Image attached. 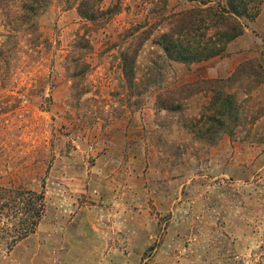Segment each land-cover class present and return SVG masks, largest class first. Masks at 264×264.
Returning <instances> with one entry per match:
<instances>
[{
	"label": "rangeland",
	"instance_id": "1",
	"mask_svg": "<svg viewBox=\"0 0 264 264\" xmlns=\"http://www.w3.org/2000/svg\"><path fill=\"white\" fill-rule=\"evenodd\" d=\"M206 2L226 5L123 0L122 12L87 32L91 51L77 52L72 43L86 33L77 0H51L36 35L19 0H0V186L44 192L47 203L44 234L0 246V264L88 263L84 245L63 236H82L62 229L79 222L98 224L85 235L104 241L89 249L110 254L109 264H264V78L251 71L225 87L243 107L236 139L204 145L178 123L199 117L212 92L184 100L182 115L157 112L162 91L227 78L246 61L264 68V0L223 54L190 65L166 59L155 41L170 15ZM139 41L132 93L120 55ZM74 61L86 69L77 79Z\"/></svg>",
	"mask_w": 264,
	"mask_h": 264
},
{
	"label": "trees",
	"instance_id": "2",
	"mask_svg": "<svg viewBox=\"0 0 264 264\" xmlns=\"http://www.w3.org/2000/svg\"><path fill=\"white\" fill-rule=\"evenodd\" d=\"M105 1L77 0L76 10L86 33L78 34L73 41L72 47L75 51L90 52L92 45L87 38V32L103 27L124 8L123 0H111L107 6ZM254 1L226 0L225 6L207 5L206 2L202 3L206 4L205 7L173 13L168 18L170 29L161 33L155 43L166 59L187 65L219 56L231 42L244 34L246 25L243 19L254 20L258 16L259 6L255 5ZM19 2L26 31L36 35L39 31L38 16L49 6L51 0ZM211 29L215 31L210 33ZM145 33L146 31L140 32L138 39L141 36L148 38L150 30ZM140 45L141 41L135 44V47L131 44L124 48L120 55L124 77L132 93L136 88V58ZM74 64V78L83 76L86 73L84 65L78 61H74ZM251 71L254 73L249 75L255 74V78H264L261 62L246 61L227 78H202L162 91L158 97V103L161 105L157 112L166 111L182 115L185 110L184 100L203 92H212L213 95L199 117L182 115L178 123L193 140L204 145L217 144L223 134L236 139V129L243 124V107L234 93L225 92V87L235 83L241 74L245 75ZM46 208L44 192L0 186V246H5L8 251L12 250L20 241L34 233L45 215Z\"/></svg>",
	"mask_w": 264,
	"mask_h": 264
},
{
	"label": "crops",
	"instance_id": "3",
	"mask_svg": "<svg viewBox=\"0 0 264 264\" xmlns=\"http://www.w3.org/2000/svg\"><path fill=\"white\" fill-rule=\"evenodd\" d=\"M41 224V223H40ZM38 225V227H40L41 225ZM97 225L98 224H93L92 222H88V223H85V222H79V223H77V224H73V223H70V224H67L66 225V227L65 228H62V229H64V231H67V229H69L70 227H71V230H69V231H74V232H76L77 234H82V236H79V235H75V236H73L72 234V237L70 236L69 238V240L67 239L68 237V235L67 234H69L68 233V231L66 232V234H65V232H64V237H65V239H66V242H68V241H72L73 240V242L75 243L74 245L75 246H77V244L78 243H80V244H82V245H84V248H82V254L80 255V258H81V261H89V262H91V261H99V263H101V264H109V263H111L112 262V256H110V254H103V253H101L100 255H99V257L97 258L96 257V254H95V251H91L90 249H89V247H90V245H92V243H93V245H94V243H98V244H101V245H103L104 244V241H100V240H97V241H89V238L90 237H87L85 234H86V232H88V231H90L91 229H98V227H97ZM73 229V230H72ZM42 229H40V231H41ZM81 230H84V231H81ZM35 234H40V235H43L44 233H41V232H39L38 231V228H37V230L34 232V233H32L30 236H28L27 238H25L24 239V244H29V242H33L35 239H34V237H32L33 235L35 236ZM67 237V238H66ZM33 238V239H32ZM92 238L94 239V240H96L97 239V237H95V236H92ZM60 240V242L61 241H63L64 240V238H60V239H56V241H59ZM20 244H23V243H21V241L18 243V245H16V248H17V246H19ZM34 244V243H33ZM72 246H73V244L72 245H70V246H68L67 247V245H66V249L64 250V257H67V256H70L71 255V251H73V248H72ZM68 248H69V250H68ZM25 249L28 251L29 250V252L30 253H28L29 255H28V257H32L33 256V249H32V247H28V249H27V245H25ZM40 253H41V251H40ZM36 254H38V253H36ZM34 258H31V260H33ZM159 260H162V258L160 257V259ZM89 262L88 263H86V264H89Z\"/></svg>",
	"mask_w": 264,
	"mask_h": 264
}]
</instances>
